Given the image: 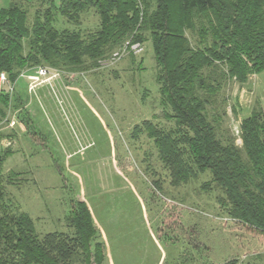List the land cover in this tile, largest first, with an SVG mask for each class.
Returning a JSON list of instances; mask_svg holds the SVG:
<instances>
[{
	"label": "rangeland",
	"instance_id": "374dc122",
	"mask_svg": "<svg viewBox=\"0 0 264 264\" xmlns=\"http://www.w3.org/2000/svg\"><path fill=\"white\" fill-rule=\"evenodd\" d=\"M13 1L0 0V9ZM22 1L31 17L43 6ZM55 19L58 29L83 32L100 24L93 10L79 26L60 14ZM156 73L151 39H128L97 66H35L0 84L11 96L0 120V144L12 152L0 177L7 199L32 216L40 234L68 231L67 216L85 201L104 245L103 264H264V232L229 215L208 172L172 183L142 125H173ZM224 96L221 133L241 144V120L264 109V71L244 84L229 80Z\"/></svg>",
	"mask_w": 264,
	"mask_h": 264
},
{
	"label": "trees",
	"instance_id": "16d2710c",
	"mask_svg": "<svg viewBox=\"0 0 264 264\" xmlns=\"http://www.w3.org/2000/svg\"><path fill=\"white\" fill-rule=\"evenodd\" d=\"M39 1L43 6L33 17L22 0L0 9V75L14 82L35 66L84 70L128 39H151L160 103L173 125H142L172 183L208 172L229 215L264 232V109L255 107L241 120V144L220 129L228 81L244 84L264 71V0ZM91 10L100 19L95 30L54 25L60 14L79 26ZM10 98L0 87V120ZM11 153L0 144V177ZM67 222L68 231L40 234L32 216L7 199L0 178V264H103L104 245L85 201L76 203Z\"/></svg>",
	"mask_w": 264,
	"mask_h": 264
},
{
	"label": "built area",
	"instance_id": "2783aa9c",
	"mask_svg": "<svg viewBox=\"0 0 264 264\" xmlns=\"http://www.w3.org/2000/svg\"><path fill=\"white\" fill-rule=\"evenodd\" d=\"M40 71L43 72V73L47 72V71H45L43 69H41ZM0 84H2V85L8 84L7 76H6L5 73H1V75H0Z\"/></svg>",
	"mask_w": 264,
	"mask_h": 264
}]
</instances>
